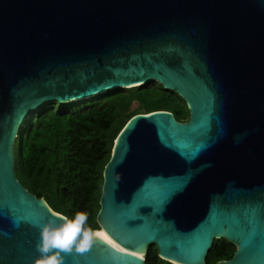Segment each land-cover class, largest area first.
<instances>
[{
	"label": "water",
	"instance_id": "water-1",
	"mask_svg": "<svg viewBox=\"0 0 264 264\" xmlns=\"http://www.w3.org/2000/svg\"><path fill=\"white\" fill-rule=\"evenodd\" d=\"M157 82L181 97L114 141L96 217L107 240L64 264H264V0H0V264H32L64 217L15 172L25 119L44 104ZM142 255V256H141Z\"/></svg>",
	"mask_w": 264,
	"mask_h": 264
},
{
	"label": "trees",
	"instance_id": "trees-1",
	"mask_svg": "<svg viewBox=\"0 0 264 264\" xmlns=\"http://www.w3.org/2000/svg\"><path fill=\"white\" fill-rule=\"evenodd\" d=\"M167 111L187 122L184 100L157 82L127 89L109 90L86 100L44 104L30 114L15 140V172L31 194L50 209L72 218L88 213V224L99 230L96 217L103 170L110 160L114 141L135 115ZM236 248L215 239L205 264L229 260ZM145 264H171L148 247Z\"/></svg>",
	"mask_w": 264,
	"mask_h": 264
},
{
	"label": "clouds",
	"instance_id": "clouds-1",
	"mask_svg": "<svg viewBox=\"0 0 264 264\" xmlns=\"http://www.w3.org/2000/svg\"><path fill=\"white\" fill-rule=\"evenodd\" d=\"M88 213L77 212L72 218L62 217L60 223L37 224L41 239L36 245L39 255L32 264H64L62 253H84L98 240H107L104 231L87 226Z\"/></svg>",
	"mask_w": 264,
	"mask_h": 264
},
{
	"label": "bare ground",
	"instance_id": "bare-ground-1",
	"mask_svg": "<svg viewBox=\"0 0 264 264\" xmlns=\"http://www.w3.org/2000/svg\"><path fill=\"white\" fill-rule=\"evenodd\" d=\"M105 233V232H104ZM142 256V255H141Z\"/></svg>",
	"mask_w": 264,
	"mask_h": 264
}]
</instances>
